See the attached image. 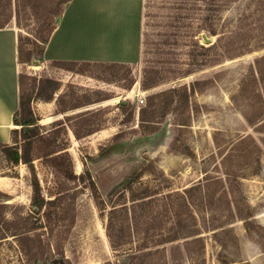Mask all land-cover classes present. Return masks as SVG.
Segmentation results:
<instances>
[{"label": "rangeland", "instance_id": "obj_1", "mask_svg": "<svg viewBox=\"0 0 264 264\" xmlns=\"http://www.w3.org/2000/svg\"><path fill=\"white\" fill-rule=\"evenodd\" d=\"M67 1L0 2L24 62L0 264H264V0H143L132 61L47 62Z\"/></svg>", "mask_w": 264, "mask_h": 264}, {"label": "crops", "instance_id": "obj_2", "mask_svg": "<svg viewBox=\"0 0 264 264\" xmlns=\"http://www.w3.org/2000/svg\"><path fill=\"white\" fill-rule=\"evenodd\" d=\"M143 0H68L43 49L45 61L124 63L138 53ZM22 49L13 23L0 27V145L13 141L21 104Z\"/></svg>", "mask_w": 264, "mask_h": 264}, {"label": "trees", "instance_id": "obj_3", "mask_svg": "<svg viewBox=\"0 0 264 264\" xmlns=\"http://www.w3.org/2000/svg\"><path fill=\"white\" fill-rule=\"evenodd\" d=\"M0 2H1V0H0ZM3 14H4L3 12H0V16H2ZM6 20L7 19L5 18V19H2L0 21V27L7 24ZM212 31H214V30H212ZM45 42H47V39H46ZM21 101H22V99H21ZM29 113L31 114V119L28 122L23 123V126H22V129H24L23 130V132H24V134H23L24 143L26 145L25 148H24V152H22L21 154H18L19 150L16 149V147H14V149H15L14 153L15 154H13V158H14V161L22 160V161H24V162H26L28 164H31L32 163V157L29 155V149L31 148V144H32V141H31V137L32 136L27 134V132L25 130V127L27 125H37L36 124L37 123V119L33 116L31 110H29ZM15 122H16V119H15ZM28 127H30V133H32V135H35L37 133V128L31 129V127H34V126H28ZM15 131H17L16 128L13 130V134H14ZM2 145L5 148L9 147L8 144H2ZM70 175H71V177H74V178L76 177V174H74L73 172L70 173ZM32 186H33V189H34V192H35L34 198H33L34 204L38 205L39 207H42L44 205V203H45V199L40 194L41 193V185H40V181L38 180V178L33 180Z\"/></svg>", "mask_w": 264, "mask_h": 264}, {"label": "water", "instance_id": "obj_4", "mask_svg": "<svg viewBox=\"0 0 264 264\" xmlns=\"http://www.w3.org/2000/svg\"><path fill=\"white\" fill-rule=\"evenodd\" d=\"M202 37H203L204 41H206L208 43H210L212 41V38L210 36H208L206 33H203ZM35 62L38 63L39 61L35 60Z\"/></svg>", "mask_w": 264, "mask_h": 264}, {"label": "built area", "instance_id": "obj_5", "mask_svg": "<svg viewBox=\"0 0 264 264\" xmlns=\"http://www.w3.org/2000/svg\"><path fill=\"white\" fill-rule=\"evenodd\" d=\"M140 102H141V103H143V102H144V99H143V98H141V99H140Z\"/></svg>", "mask_w": 264, "mask_h": 264}]
</instances>
